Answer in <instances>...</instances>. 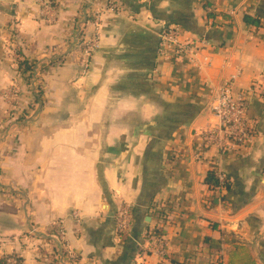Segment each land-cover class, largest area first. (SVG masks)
<instances>
[{
  "label": "crops",
  "instance_id": "1",
  "mask_svg": "<svg viewBox=\"0 0 264 264\" xmlns=\"http://www.w3.org/2000/svg\"><path fill=\"white\" fill-rule=\"evenodd\" d=\"M45 1L0 0V256L264 264V0ZM171 25L196 55L158 54ZM97 35L86 65L83 42ZM24 59L40 65L39 92ZM232 75L254 137L221 156L204 135L214 87ZM219 169L228 191L205 182ZM123 203L132 221L119 235ZM60 227L71 261L56 255Z\"/></svg>",
  "mask_w": 264,
  "mask_h": 264
},
{
  "label": "built area",
  "instance_id": "2",
  "mask_svg": "<svg viewBox=\"0 0 264 264\" xmlns=\"http://www.w3.org/2000/svg\"><path fill=\"white\" fill-rule=\"evenodd\" d=\"M44 11L47 9L52 10L51 0L45 1ZM119 6H114L118 9ZM98 15V14H97ZM160 42L158 46V54L162 58L168 60H178L185 54H194L195 48L192 41L183 40L180 38V29L176 25L166 27L160 33ZM203 42H205L203 40ZM82 54L85 57L84 62L89 63V56L99 47V36L88 39L83 42ZM194 57V56H193ZM192 57V58H193ZM205 64L211 65V60L205 56ZM39 64H33L29 71L24 74L25 79L32 84L35 91L39 92L42 84V70ZM237 75H232L230 78L223 80L218 86L214 87L212 98L210 100L209 108L217 118V123L205 131L204 139L208 146L216 147L221 156H228L233 154L240 147L252 141L254 137V124L248 117V91L240 89L235 90V80ZM19 89L12 88L9 94V102H17ZM214 171V170H212ZM219 181L223 183L226 181V174L221 169L214 171ZM224 187L218 185L215 187L217 191H224ZM77 216V213H74ZM132 221V207L123 203L119 206L116 212V231L119 235L128 234ZM149 235V234H148ZM157 239L156 235H152ZM59 239V248L56 251L57 257L61 260L71 261V253L65 239V230L60 227L57 233ZM162 249H160V252ZM73 258V257H72ZM9 262L15 264H24L23 261H17L15 258H10Z\"/></svg>",
  "mask_w": 264,
  "mask_h": 264
},
{
  "label": "trees",
  "instance_id": "3",
  "mask_svg": "<svg viewBox=\"0 0 264 264\" xmlns=\"http://www.w3.org/2000/svg\"><path fill=\"white\" fill-rule=\"evenodd\" d=\"M244 21L246 23H250L253 25L258 26L259 25V21L258 19L250 16V15H245L244 16ZM160 42V39H159ZM159 46V45H158ZM33 64L30 63V61L28 60H21L19 62V67L21 68L22 73L29 71L32 68ZM205 182L209 185V187L211 189H215V187H217L218 185L223 186L224 191H228L231 188V182L229 180L228 177H226V181H224L223 183H221L219 181V177L218 175L214 172V171H209L207 173V176L205 178ZM157 234H160V232L158 230L155 231ZM10 258H15L17 261L21 260L23 261L22 257L18 254H7V255H2L0 256V264H15V263H11L9 262ZM214 264H222L221 262H216ZM248 264H256L254 260L250 259L248 260Z\"/></svg>",
  "mask_w": 264,
  "mask_h": 264
}]
</instances>
